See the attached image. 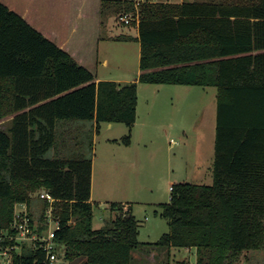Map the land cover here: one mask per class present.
I'll return each mask as SVG.
<instances>
[{
  "label": "trees",
  "instance_id": "trees-1",
  "mask_svg": "<svg viewBox=\"0 0 264 264\" xmlns=\"http://www.w3.org/2000/svg\"><path fill=\"white\" fill-rule=\"evenodd\" d=\"M132 14L141 41L138 80H96L68 50L0 0V233L16 202L56 197L60 260L52 264H133L145 244L195 247L197 264H237L264 248V0H102L101 14ZM116 39H131L118 35ZM213 85L216 136L210 183H173L160 213L169 230L139 238L130 202L109 201L112 225L95 227L91 200L94 131L125 122L132 141L138 82ZM24 248L16 264H40ZM35 258H38L35 261ZM177 264H188L186 259Z\"/></svg>",
  "mask_w": 264,
  "mask_h": 264
},
{
  "label": "rangeland",
  "instance_id": "rangeland-1",
  "mask_svg": "<svg viewBox=\"0 0 264 264\" xmlns=\"http://www.w3.org/2000/svg\"><path fill=\"white\" fill-rule=\"evenodd\" d=\"M2 1L17 11L27 10L29 16L39 24L46 27L66 25L67 30L71 20L73 23L78 20L77 9L81 3V0H71L69 5L60 6L56 0H51L52 4L42 7L26 6V0ZM93 1L89 0L84 6L85 12L92 6ZM41 8L46 12L40 15ZM63 8L68 9V13H62ZM86 15L83 20L87 19ZM127 15L130 17L129 23L124 22L117 14H108L104 17L105 20L110 19V24L114 21L116 25L107 24L103 28V34L132 29L134 26L132 14ZM76 22L78 26L82 25L81 20ZM99 48L97 65L99 75H133L137 70L139 61L135 41L105 39L101 41ZM104 56L109 60L106 65L102 61ZM153 87L146 89L143 86L140 89L138 120L132 129L133 142L130 148H126L135 153V161L133 164L120 162L111 167L106 182L117 189L119 198L122 200L129 198L133 212L139 220V238L143 241H156L169 230L168 218L160 213L159 203L170 199V180L212 182L210 166L215 152V88L184 84ZM12 116L13 114H7L1 118L0 126L9 125ZM126 126L125 122H116L109 132L106 122H102V128L96 135L93 197L95 227L113 224L109 202L99 199L103 198L99 193L103 185L102 162L108 153L111 155L113 152V148L105 147L107 135L120 134L121 129H126ZM115 145L112 146L116 147ZM37 190L32 192L31 197L33 207L39 212L43 201L36 195ZM109 198L114 199L111 196ZM142 247L141 250H135L133 264H177V260L180 259H186L188 264H197L196 248L189 250L184 246H176L169 249L151 244ZM237 264H264V248L246 252Z\"/></svg>",
  "mask_w": 264,
  "mask_h": 264
},
{
  "label": "crops",
  "instance_id": "crops-1",
  "mask_svg": "<svg viewBox=\"0 0 264 264\" xmlns=\"http://www.w3.org/2000/svg\"><path fill=\"white\" fill-rule=\"evenodd\" d=\"M60 6H65L69 5V1L71 0H56ZM153 1H171V2H182L183 0H153ZM51 0H26V6H31V5H36V6H49ZM101 2L102 0H94L92 6L87 9V12H85V5L89 3V0H81V3L79 5V8L77 9V18L79 21L81 20L82 25H77V22L75 21L74 23L72 20L70 21V27L68 30L65 28L66 25H63V27H56V26H44V24H39L37 21L32 19L29 16V13L27 10L22 9L19 10V12L32 24H34L37 28L42 30L47 36L51 37L54 40H58V44H60L63 48L68 50L79 62L83 63L86 65L88 68H90L96 75V80L99 79H115L118 81H131V80H138L139 73H140V55H141V41L139 39V22L136 20L132 29L128 28V31H121V32H112L109 34H103V28L108 25H113L115 26L116 23L114 21L110 24L109 20L106 19L102 16L101 14ZM41 11L39 12L40 15L45 13L42 8L40 9ZM52 13V12H51ZM62 13L66 14L68 13V9L63 8ZM87 14L85 17L87 19L83 20L84 15ZM70 20V19H69ZM49 21V20H48ZM131 35L133 38L131 39H116L114 37L118 35ZM78 39L80 40L78 42ZM127 40V41H135L137 43V57H138V68L134 72L133 75H122V76H106V75H99L98 74V61H99V56H100V48L99 45L102 40ZM79 43V44H78ZM103 63L106 65L108 63V57L104 56L103 57ZM148 84V85H143V84ZM166 84H180V83H156V82H138V104H137V119L135 123L138 120V112H139V101H140V89L146 88V89H152L154 88L153 86H163ZM184 85H190V84H184ZM193 85H198V84H193ZM206 87H211L213 85H201ZM215 88V86H213ZM159 88V87H158ZM161 88V87H160ZM215 97L217 94L216 88L214 91ZM217 107V105H216ZM217 112V108H216ZM217 114V113H216ZM106 122V126L109 129V132H111L113 129L114 124L116 123L115 121H103ZM134 127V126H133ZM102 128V122L100 125V129ZM99 131H94V150L95 148L97 149V146L95 147V140H96V135H98ZM128 131V126H126V129H121L120 134H110L107 135L106 137V148H113V152L111 155L104 157L103 162H102V180H103V185L101 186L100 189V201H111L109 199L110 196L114 197L112 200H119L123 202H130L129 198L128 200H123L119 198L118 196L119 192L117 189L113 186H110L109 184L107 185L106 182H108V176H109V170L111 167L116 164H119L120 162H126V163H134L135 161V153L131 151V149H126L130 148L133 140L131 141L130 144H124L118 140H114L115 138H120L122 135H124ZM215 136H216V124H215ZM133 138V137H132ZM116 144V147H113L112 145ZM121 146H126V147H121ZM111 151V150H110ZM124 165V164H123ZM212 165L210 166V172L212 173ZM95 173H96V163H95V158L93 155V162H92V189H91V200H94V181H95ZM177 180L176 179H171L170 184L172 185L175 183ZM132 187V186H131ZM128 190V189H127ZM109 196V197H107ZM125 197V196H121ZM171 197V195H170ZM170 200V199H169ZM168 202V201H166ZM131 203V202H130ZM161 203V202H160ZM110 217H112V213L110 211ZM100 227V226H99ZM189 250H192V248L195 247H187Z\"/></svg>",
  "mask_w": 264,
  "mask_h": 264
},
{
  "label": "built area",
  "instance_id": "built-area-1",
  "mask_svg": "<svg viewBox=\"0 0 264 264\" xmlns=\"http://www.w3.org/2000/svg\"><path fill=\"white\" fill-rule=\"evenodd\" d=\"M121 19L126 23L130 22L127 14L121 16ZM172 187L173 184L170 189ZM36 195L39 199L48 201L45 219L41 222L39 218H33L27 201L18 202L14 206L10 227L0 233V264H16V254H22L26 247L42 249L45 252L44 260L40 264H52L60 260L61 250L55 238V231L60 227V221L54 214L56 197L46 187L39 188Z\"/></svg>",
  "mask_w": 264,
  "mask_h": 264
}]
</instances>
